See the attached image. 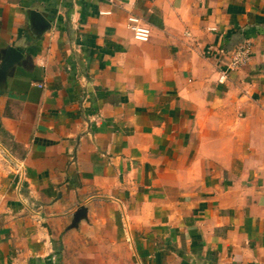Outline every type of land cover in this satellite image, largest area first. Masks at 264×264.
I'll return each mask as SVG.
<instances>
[{"label":"crops","instance_id":"obj_1","mask_svg":"<svg viewBox=\"0 0 264 264\" xmlns=\"http://www.w3.org/2000/svg\"><path fill=\"white\" fill-rule=\"evenodd\" d=\"M8 48L0 264H264V0H0Z\"/></svg>","mask_w":264,"mask_h":264},{"label":"built area","instance_id":"obj_2","mask_svg":"<svg viewBox=\"0 0 264 264\" xmlns=\"http://www.w3.org/2000/svg\"><path fill=\"white\" fill-rule=\"evenodd\" d=\"M128 26L133 32L134 37L138 41H148L151 37L150 27L138 16L131 15L128 19ZM251 57V47L248 43H245L235 48L231 53V61L228 67V72L236 71L245 66ZM228 72L222 73L220 81H225L228 76Z\"/></svg>","mask_w":264,"mask_h":264},{"label":"water","instance_id":"obj_3","mask_svg":"<svg viewBox=\"0 0 264 264\" xmlns=\"http://www.w3.org/2000/svg\"><path fill=\"white\" fill-rule=\"evenodd\" d=\"M41 24L46 28L49 27V24L47 21L43 20V22H41ZM43 27V28H44ZM4 57H3V62L1 65V69H0V80H4L7 72L17 63L20 62V60L22 59V54L17 51L15 48H8L6 50L3 51ZM81 217V215L77 216L76 220H79V218ZM77 222V221H76Z\"/></svg>","mask_w":264,"mask_h":264},{"label":"rangeland","instance_id":"obj_4","mask_svg":"<svg viewBox=\"0 0 264 264\" xmlns=\"http://www.w3.org/2000/svg\"><path fill=\"white\" fill-rule=\"evenodd\" d=\"M5 160H6V157L5 156H2L1 154H0V161L1 162H5ZM11 171V170H10ZM6 170H2L1 168H0V190L2 189V186H1V183H3L2 181H4L5 179H6V177L8 176V175H6V174H8V173H6ZM9 177V176H8Z\"/></svg>","mask_w":264,"mask_h":264}]
</instances>
